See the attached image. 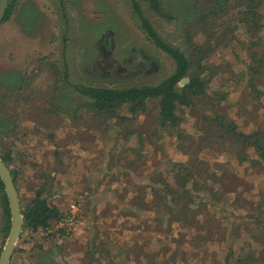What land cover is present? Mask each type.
<instances>
[{"label":"rangeland","instance_id":"rangeland-1","mask_svg":"<svg viewBox=\"0 0 264 264\" xmlns=\"http://www.w3.org/2000/svg\"><path fill=\"white\" fill-rule=\"evenodd\" d=\"M194 2L15 0L9 18L0 22V89L14 93L40 67L42 58L58 66L59 73L65 63L71 85L114 89L157 85L173 73L175 65L147 38L133 4L164 43L188 54L189 41L205 39L202 34L193 37L185 28L196 18ZM234 27L235 22L229 28ZM230 37L224 33L207 61L213 70L207 92L224 95L227 116L239 131L250 133L261 124L263 113L241 80L250 38L241 28L233 31L235 39ZM102 38L107 41L105 54L98 49ZM110 57L117 59L114 66ZM108 63L112 69L106 67ZM138 63L143 66L131 68ZM116 67L126 71L117 73ZM54 79L56 75L44 70L19 96L12 119L20 120L23 135L18 134L7 147L11 149L9 169L17 173L14 185L20 209L30 202L35 189L42 188L47 202L58 207L63 217L45 231L21 229L9 264L263 263L264 165L255 158L241 163L232 155L219 157L217 161L224 164L221 175L227 179L214 187L216 204L212 206V198L200 192L194 198L200 203L199 214L187 221L188 232L180 228L182 224H170L168 218L155 229V212H137L132 206L128 210L125 199L130 200L138 186L150 187L151 179L166 171L170 162L187 160L181 145L189 143L181 142L178 134L197 140L195 109L180 108L183 120L175 129L158 125L157 100L148 101L147 112L131 121L95 118L76 111L75 106L86 101L84 96L61 81L53 89ZM122 110L118 115L130 116ZM10 128L0 116V153L6 151L3 144L12 141L7 135ZM125 132H132L127 140ZM131 148H139L141 154ZM215 150H203L199 156L212 163ZM71 205L78 210L77 219L67 223L64 220L74 210ZM7 218L0 207V254L9 235L4 231ZM97 225L99 231L94 229ZM180 229L187 233L180 236Z\"/></svg>","mask_w":264,"mask_h":264},{"label":"trees","instance_id":"trees-1","mask_svg":"<svg viewBox=\"0 0 264 264\" xmlns=\"http://www.w3.org/2000/svg\"><path fill=\"white\" fill-rule=\"evenodd\" d=\"M14 1L9 0L3 21L9 18ZM149 1L153 3L155 0ZM193 1L195 2L194 5L192 4V8L194 15L196 13V18H193L191 24L186 25L185 28L193 33V37L202 34L205 35V39L201 43L189 41L188 54L164 43L154 32L150 22L143 17L139 6L136 3L133 4V10L140 17L141 27L147 34V38L159 50L168 55L175 65L173 73L157 85L124 89L104 88L88 84L71 85L65 63L62 66L64 69H61L59 73L60 68L58 66L42 58L40 67L34 68L27 78L22 80L21 85L14 93L4 92L0 89V116H2L4 125L6 123L11 125L7 135L12 141L5 142L3 145L6 151L0 153L1 160L6 166L9 168L11 162V149L7 147V144H13L17 140L18 134L23 135L22 131L18 129L20 120L17 122L16 119H12V114L19 105V96L32 87L34 81L44 70L50 72L51 75H56L57 79L52 81L53 89H57V86L61 85V81L84 96L86 101L75 106V109L77 112L91 113L95 118L131 121L137 114L147 112L148 101L157 100L158 125L163 129H175L183 120L178 110L180 108L195 109L197 140H194L190 135L183 137L182 133L178 134L181 142L185 140L189 143L188 146L183 144L184 147H182L181 145L182 151L187 155V160L179 163L170 162L171 165L166 171L157 173L151 179L150 187L138 186L133 197L130 200L125 199L128 201V210L132 206L131 209L137 212L139 210L148 211V209L155 212L153 220L155 229L163 227V220L168 218L170 224H182L180 228L187 229L188 232L191 227L187 221L190 218L195 219L199 214L200 203L196 204L194 198L200 192L208 194L212 198L210 201L212 206L216 204L218 193L214 192V187L219 185L223 178H226L221 175L224 164L217 161L219 157L232 155L233 159L241 163L253 161L252 158H255L264 165V103L262 102L264 98V0ZM234 22L235 27L230 29L229 27ZM218 23L221 24L218 25ZM226 26L227 31H224ZM237 28L243 29L250 38L248 62L245 65V70L241 72V80L248 84L250 95L253 96V100L263 112L260 115L262 117L261 124L259 123L260 125H257L250 133L239 131L235 122L227 116L222 104L224 95H211L207 92L209 78L213 77V73H211L213 70L207 61L221 45L219 41L223 38L224 33L231 34L230 40L235 39L236 36L234 35L235 38H233L232 34ZM237 36L239 35L237 34ZM99 41L98 49L101 54H105L106 38ZM98 56L101 58L100 54ZM98 56L94 60L93 66L99 65ZM110 59L114 66L117 59L112 57ZM109 65L110 63L106 67L112 69L113 66L109 68ZM142 70L145 68L142 67ZM182 80H186V82L179 88L177 85ZM49 102L54 111L53 101L50 99ZM120 109H124L122 111H126L130 116L122 115V113L118 115ZM73 117L76 118L78 115H73ZM125 134L127 140L132 132H125ZM141 144L144 145L143 142ZM213 147L216 150L212 163L199 156L203 150H211ZM130 150L136 155L141 154L139 148H131ZM248 152H253L254 157H251ZM126 167L132 168L131 164ZM9 170L16 185L15 175L17 173ZM227 177L230 178L231 175ZM0 207L3 208L8 217L4 231L9 233L11 226L10 211L1 179ZM21 214L22 230H30L31 232L45 231L63 217V213L58 207L47 202L43 196L42 188L34 190L33 198L21 210ZM94 229L99 231V226H95ZM181 229L180 236H183L187 232L183 233ZM199 239L209 240L202 237Z\"/></svg>","mask_w":264,"mask_h":264},{"label":"water","instance_id":"water-1","mask_svg":"<svg viewBox=\"0 0 264 264\" xmlns=\"http://www.w3.org/2000/svg\"><path fill=\"white\" fill-rule=\"evenodd\" d=\"M8 0H0V22L2 21ZM0 179L4 187L10 211V231L0 254V264H9L14 251L15 242L22 229V214L19 206L17 191L9 168L0 158Z\"/></svg>","mask_w":264,"mask_h":264},{"label":"built area","instance_id":"built-area-1","mask_svg":"<svg viewBox=\"0 0 264 264\" xmlns=\"http://www.w3.org/2000/svg\"><path fill=\"white\" fill-rule=\"evenodd\" d=\"M71 209H74L73 211L71 210V215L67 216L66 219L64 220V222H70V223H73L74 220L76 221L77 219V213H78V210L77 208L74 206V205H71L70 206Z\"/></svg>","mask_w":264,"mask_h":264},{"label":"flooded vegetation","instance_id":"flooded-vegetation-1","mask_svg":"<svg viewBox=\"0 0 264 264\" xmlns=\"http://www.w3.org/2000/svg\"><path fill=\"white\" fill-rule=\"evenodd\" d=\"M137 66H143V64H142V63H138V64H136V65L131 66V68L133 67V69H135ZM151 66H152V67H155L154 64H151ZM121 71H126V70H125V69H124V70H121L120 67H117V68H116V72H117V73H119V72H121Z\"/></svg>","mask_w":264,"mask_h":264}]
</instances>
